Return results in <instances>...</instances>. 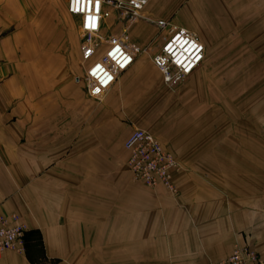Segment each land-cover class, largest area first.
Wrapping results in <instances>:
<instances>
[{"label":"crops","instance_id":"1","mask_svg":"<svg viewBox=\"0 0 264 264\" xmlns=\"http://www.w3.org/2000/svg\"><path fill=\"white\" fill-rule=\"evenodd\" d=\"M67 2L0 0V215L21 217L28 249L0 264H212L237 245L264 264V164L256 200L154 198L134 182L125 144L164 82L142 51L91 99L74 80L83 38Z\"/></svg>","mask_w":264,"mask_h":264},{"label":"rangeland","instance_id":"2","mask_svg":"<svg viewBox=\"0 0 264 264\" xmlns=\"http://www.w3.org/2000/svg\"><path fill=\"white\" fill-rule=\"evenodd\" d=\"M145 16L127 30L113 14L103 36L154 55L169 38L155 21L166 20L206 41L201 66L173 88L164 84L159 107L142 128L177 159L178 194L142 187L154 198L256 200L264 164V0H151ZM80 64L81 57L77 76ZM179 174L183 187L175 181Z\"/></svg>","mask_w":264,"mask_h":264},{"label":"built area","instance_id":"3","mask_svg":"<svg viewBox=\"0 0 264 264\" xmlns=\"http://www.w3.org/2000/svg\"><path fill=\"white\" fill-rule=\"evenodd\" d=\"M148 0H68L70 15L80 20L83 38L81 50V76L75 81L85 85L89 97L102 102L115 80L135 61L137 53L125 42L114 36H103L108 22L117 14L125 27L146 20ZM156 27L167 31L169 38L152 56L154 67L161 73L166 87L175 85L191 76L203 63L205 47L199 37L187 28L166 20H156ZM104 48L103 53L101 49ZM129 152L128 169L133 180L155 190L163 187L176 196L174 182L180 165L175 156L167 151L151 133L137 129L125 144ZM27 228L16 214L0 215V256L5 252L24 254ZM212 264H261L259 255L249 246H235L231 255Z\"/></svg>","mask_w":264,"mask_h":264}]
</instances>
